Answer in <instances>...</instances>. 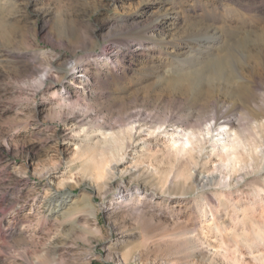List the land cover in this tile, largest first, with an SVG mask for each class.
Listing matches in <instances>:
<instances>
[{
  "label": "rangeland",
  "instance_id": "rangeland-1",
  "mask_svg": "<svg viewBox=\"0 0 264 264\" xmlns=\"http://www.w3.org/2000/svg\"><path fill=\"white\" fill-rule=\"evenodd\" d=\"M0 264H264V0H0Z\"/></svg>",
  "mask_w": 264,
  "mask_h": 264
},
{
  "label": "bare ground",
  "instance_id": "bare-ground-1",
  "mask_svg": "<svg viewBox=\"0 0 264 264\" xmlns=\"http://www.w3.org/2000/svg\"><path fill=\"white\" fill-rule=\"evenodd\" d=\"M158 20V19H157ZM166 21H165V19L164 18H162L161 20H159V21H157V23H156V25L151 29V30H149V31H151V32H153V31H155V29H158V28H161V26L165 23ZM148 36V35H147ZM147 36L146 35H143V36H141L140 37V39H139V43H146V41H147ZM213 36V35H212ZM212 36H209V35H203V36H200V37H197V38H195V37H193V38H190V39H188V40H186V41H184L185 43H186V46H189L190 47V45L191 44H193V43H195V42H201L202 44H206L207 42H206V40L207 39H213V37ZM178 39V38H177ZM182 39V38H181ZM181 39H178V41L180 42V40ZM162 41V40H161ZM205 46V45H204ZM189 61H191V59L190 58H188V59H186V60H184V63L186 64V63H188ZM182 65V64H181ZM72 68H75V67H72ZM79 69H82L81 67L79 68ZM79 69H75V71H78ZM256 126V125H255ZM223 133V132H222ZM234 136H236V137H238L237 135H234ZM188 138V137H187ZM220 139V138H219ZM218 139V140H219ZM230 139V138H229ZM238 140V139H237ZM237 140H236V138H233V139H230L229 141L227 140L226 141V143L227 144H225V147L227 146V147H229L231 150H235V149H237V144L240 142H237ZM186 141H187V139H186ZM185 141V142H186ZM190 141V139H188V142ZM216 141V140H215ZM188 142H186L187 144H188ZM216 143H217V141H216ZM220 143V142H219ZM218 143V144H219ZM221 144V143H220ZM219 144V145H220ZM220 146H222V145H220ZM215 147V146H214ZM218 147V146H217ZM223 147V146H222ZM226 147V148H227ZM222 149V148H221ZM230 149H229V151H230ZM232 151H230L229 152V154L231 153ZM226 154V158H232V157H235V156H232V155H228L227 153L228 152H225ZM232 153H234V152H232ZM224 156V155H223ZM227 156H229V157H227ZM232 156V157H231ZM233 159V158H232ZM232 159H231V161H232ZM68 198V196H66L65 198H60L61 199V201L62 202H64V200L63 199H67ZM257 230H258V228H256ZM250 235V234H249ZM250 237V236H249ZM186 239H188V238H186ZM248 239V238H247ZM250 239H252V238H250ZM249 241V240H248ZM194 242V241H193ZM249 242H251V240L249 241ZM252 243V242H251ZM190 245V244H189ZM188 245V246H189ZM187 246V247H188ZM186 247V246H185ZM189 248V247H188Z\"/></svg>",
  "mask_w": 264,
  "mask_h": 264
}]
</instances>
